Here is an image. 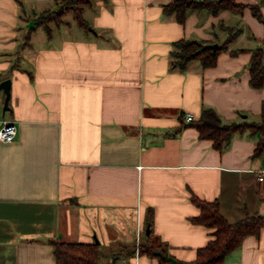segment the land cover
I'll return each instance as SVG.
<instances>
[{
	"label": "crops",
	"instance_id": "obj_1",
	"mask_svg": "<svg viewBox=\"0 0 264 264\" xmlns=\"http://www.w3.org/2000/svg\"><path fill=\"white\" fill-rule=\"evenodd\" d=\"M170 1L92 0L87 29L67 14L31 30L55 0H0V82L11 79L0 119L18 126L0 142V264H56L51 239L96 238L103 262L119 254L115 264H170L123 254L165 244L192 263L212 231L192 220L193 194L219 199L230 221L264 215L260 133L236 132L220 150L186 119L204 106L226 122L262 119L264 86L250 84L249 65L252 49L264 48V23L250 7L190 10L180 22L164 12ZM237 1L264 17V0ZM226 25L242 32L214 65L171 66L174 42L220 44ZM222 264H264V226Z\"/></svg>",
	"mask_w": 264,
	"mask_h": 264
},
{
	"label": "trees",
	"instance_id": "obj_2",
	"mask_svg": "<svg viewBox=\"0 0 264 264\" xmlns=\"http://www.w3.org/2000/svg\"><path fill=\"white\" fill-rule=\"evenodd\" d=\"M92 0H55V7L37 16L31 30L45 26L50 30L49 22L60 24L65 21L67 14H72L73 19L82 28L90 25L84 16V8ZM250 7L253 14L263 23L264 17L258 4H248L237 0H171L164 5L165 14H173L183 22L190 10H207L218 13L223 9H230L242 13ZM51 11V12H50ZM48 13L52 16L47 17ZM227 37L220 43L218 49H211L205 44L206 40L183 38L174 42L171 66L185 70L191 61L198 60L203 66H212L217 61L219 52L229 48L230 44L241 34L242 27L226 25ZM264 41V39H263ZM264 48L263 46L252 49L249 65L250 84L253 87L264 86ZM189 125L196 127L203 138H209L217 149L227 147L236 132L249 131L252 134L260 133L255 155L264 149V116L261 120H241L226 122L222 116L210 106H204L198 119H192ZM184 125L180 126L179 131ZM192 201L200 208V213L192 220L212 228L211 239L208 243L198 248L196 259L192 263L180 262L167 253L165 244H140L138 247L128 249L123 254L139 253L157 258L161 263L170 264H222L225 259L238 249L247 235L258 234L264 226V215L258 212L247 213L234 221H230L222 212L219 199L207 200L193 194ZM56 264H115L119 254H114L112 261L103 262L100 244L97 242H84L65 239H51Z\"/></svg>",
	"mask_w": 264,
	"mask_h": 264
},
{
	"label": "built area",
	"instance_id": "obj_3",
	"mask_svg": "<svg viewBox=\"0 0 264 264\" xmlns=\"http://www.w3.org/2000/svg\"><path fill=\"white\" fill-rule=\"evenodd\" d=\"M187 120L194 119V116L192 114L186 115ZM18 134V126L16 122L12 119L2 117L0 119V142H10L13 141ZM264 174L263 172H260L258 175L259 180H263Z\"/></svg>",
	"mask_w": 264,
	"mask_h": 264
},
{
	"label": "water",
	"instance_id": "obj_4",
	"mask_svg": "<svg viewBox=\"0 0 264 264\" xmlns=\"http://www.w3.org/2000/svg\"><path fill=\"white\" fill-rule=\"evenodd\" d=\"M206 47H209L211 49H218L220 47V44L218 42L213 43H206ZM0 90L5 91V99H4V107L3 111L6 112L10 109V99H11V79L6 78L0 82ZM96 242L99 243V240L96 238Z\"/></svg>",
	"mask_w": 264,
	"mask_h": 264
},
{
	"label": "rangeland",
	"instance_id": "obj_5",
	"mask_svg": "<svg viewBox=\"0 0 264 264\" xmlns=\"http://www.w3.org/2000/svg\"><path fill=\"white\" fill-rule=\"evenodd\" d=\"M52 8H54V5L52 6ZM51 12V11H50ZM68 15H70V14H68ZM50 16H52V14L50 15V13H48V15H47V17H45V18H50ZM260 44H261V42H260ZM105 260V259H107L105 256H104V254H103V251H102V260Z\"/></svg>",
	"mask_w": 264,
	"mask_h": 264
}]
</instances>
